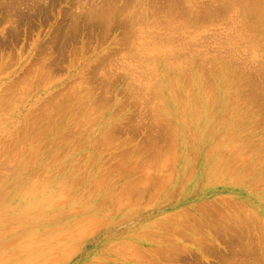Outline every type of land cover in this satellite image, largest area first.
I'll return each mask as SVG.
<instances>
[{"label":"rangeland","instance_id":"374dc122","mask_svg":"<svg viewBox=\"0 0 264 264\" xmlns=\"http://www.w3.org/2000/svg\"><path fill=\"white\" fill-rule=\"evenodd\" d=\"M263 4L0 0V262L264 264Z\"/></svg>","mask_w":264,"mask_h":264},{"label":"bare ground","instance_id":"6f19581e","mask_svg":"<svg viewBox=\"0 0 264 264\" xmlns=\"http://www.w3.org/2000/svg\"><path fill=\"white\" fill-rule=\"evenodd\" d=\"M264 5V4H263ZM263 7V6H262ZM261 13V12H260ZM130 195L132 194V193H129ZM230 227V226H229ZM232 227V226H231ZM233 241V240H232ZM50 244L48 243V244H46V245H44V246H42V245H39L38 247L39 248H37V247H30V249L28 250V251H24L25 253H24V255L23 256H21V258L20 259H17V261H14L13 263H10V264H33V262L34 261H36L39 257H40V255L42 254H48L47 252H51L52 250H47V249H49L50 247ZM45 248H46V251H45ZM15 255V254H14ZM18 255V254H17ZM43 257H46L45 255L43 256ZM135 257V256H134ZM64 258H66L65 256H64ZM136 258V257H135ZM141 258V257H140ZM143 258H145V257H142V259ZM4 259V258H3ZM2 259V260H3ZM42 259V258H41ZM134 259V258H133ZM138 260H139V257H138ZM137 261V260H136ZM140 261V260H139ZM145 261V260H144ZM150 262V261H149ZM140 264L142 263L141 261L139 262ZM0 264H7V263H5V262H0ZM143 264H145V262L143 263Z\"/></svg>","mask_w":264,"mask_h":264}]
</instances>
